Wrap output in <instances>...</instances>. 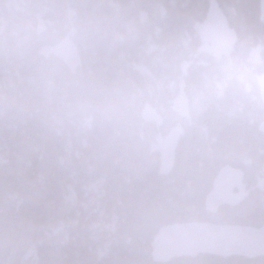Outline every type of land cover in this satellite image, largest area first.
Returning a JSON list of instances; mask_svg holds the SVG:
<instances>
[{"label":"clouds","instance_id":"obj_1","mask_svg":"<svg viewBox=\"0 0 264 264\" xmlns=\"http://www.w3.org/2000/svg\"><path fill=\"white\" fill-rule=\"evenodd\" d=\"M211 5L157 0L149 15L138 0H0V76L24 97L0 107V131L37 124L140 157L195 132L211 157L223 147L211 114L264 147V0ZM143 31L159 43L129 47ZM84 239L29 219L0 264H81Z\"/></svg>","mask_w":264,"mask_h":264},{"label":"trees","instance_id":"obj_2","mask_svg":"<svg viewBox=\"0 0 264 264\" xmlns=\"http://www.w3.org/2000/svg\"><path fill=\"white\" fill-rule=\"evenodd\" d=\"M138 2L150 15L157 0ZM157 43L143 31L129 47L147 49ZM23 101L0 76V107ZM204 123L222 149L203 156L197 134L190 132L178 142L167 176L159 173V150L147 157L125 155L104 147L95 136L69 139L37 124L19 134L0 131V248H11L21 225L31 219L52 232L83 235L77 248L81 264H163L151 258L153 238L163 226L211 222L261 227L264 147L243 129L222 126L211 114ZM224 167L242 170L246 197L210 214L205 198ZM164 264H264V258L199 255Z\"/></svg>","mask_w":264,"mask_h":264},{"label":"water","instance_id":"obj_3","mask_svg":"<svg viewBox=\"0 0 264 264\" xmlns=\"http://www.w3.org/2000/svg\"><path fill=\"white\" fill-rule=\"evenodd\" d=\"M211 1L208 7L211 8ZM178 143L169 146L161 144L160 170L167 176L174 165ZM243 172L240 169L224 167L213 181L205 198V208L215 214L222 206H236L243 201L246 193L241 190ZM264 211V208H263ZM152 260L168 263L172 259L209 255L218 258L242 257L264 258V223L255 228L242 225H218L211 222H189L163 226L153 238Z\"/></svg>","mask_w":264,"mask_h":264},{"label":"bare ground","instance_id":"obj_4","mask_svg":"<svg viewBox=\"0 0 264 264\" xmlns=\"http://www.w3.org/2000/svg\"><path fill=\"white\" fill-rule=\"evenodd\" d=\"M259 143V142H258ZM161 159V158H160ZM159 170H160V168H159ZM162 176V175H161ZM263 190V189H262ZM232 207V206H231ZM236 225V224H235Z\"/></svg>","mask_w":264,"mask_h":264},{"label":"rangeland","instance_id":"obj_5","mask_svg":"<svg viewBox=\"0 0 264 264\" xmlns=\"http://www.w3.org/2000/svg\"><path fill=\"white\" fill-rule=\"evenodd\" d=\"M151 254H152V248H151ZM152 258V257H151Z\"/></svg>","mask_w":264,"mask_h":264}]
</instances>
